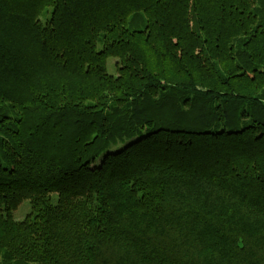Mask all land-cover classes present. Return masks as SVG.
Wrapping results in <instances>:
<instances>
[{"label":"trees","instance_id":"obj_1","mask_svg":"<svg viewBox=\"0 0 264 264\" xmlns=\"http://www.w3.org/2000/svg\"><path fill=\"white\" fill-rule=\"evenodd\" d=\"M0 159V264H264V0H0Z\"/></svg>","mask_w":264,"mask_h":264},{"label":"rangeland","instance_id":"obj_2","mask_svg":"<svg viewBox=\"0 0 264 264\" xmlns=\"http://www.w3.org/2000/svg\"><path fill=\"white\" fill-rule=\"evenodd\" d=\"M1 160V159H0ZM28 211V203L27 201H23L20 206L13 212L14 217L17 220H20L23 218V216L26 214Z\"/></svg>","mask_w":264,"mask_h":264}]
</instances>
